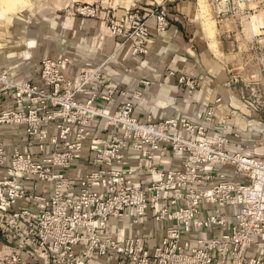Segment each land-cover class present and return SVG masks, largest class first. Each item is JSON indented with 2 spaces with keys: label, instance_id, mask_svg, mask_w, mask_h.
<instances>
[{
  "label": "built area",
  "instance_id": "1",
  "mask_svg": "<svg viewBox=\"0 0 264 264\" xmlns=\"http://www.w3.org/2000/svg\"><path fill=\"white\" fill-rule=\"evenodd\" d=\"M211 2L222 32L233 35L240 49L249 44L260 58L263 73L264 0ZM101 9L99 4L75 6L78 14L96 18ZM150 17L155 18L158 32L171 25L166 2L159 3L150 16L139 8L121 15L113 8L105 12L112 35L136 55L148 51ZM68 61L63 56L42 60L39 81L0 72V167H6L0 172V230L10 234L25 223L20 242L6 260L20 264L25 253L46 264L54 260L96 264L95 260L103 259L109 264H264L262 256L246 253L264 243V132L261 154L231 147L229 136L220 129H229L232 113L215 120L222 96L207 108L202 122L185 116L160 120L138 116L132 98L115 110L96 104L95 97L81 101L77 92L87 81L81 78L80 85H74L65 72ZM167 75L177 76L181 85L193 90L203 83L189 73ZM231 81L236 84L232 77ZM246 88L248 94L240 90L241 99L264 118V77L253 76ZM116 90L113 85L103 99L111 100ZM96 120L111 128L109 139L95 135ZM15 124L26 128L29 145L24 148L9 145L2 137L4 126ZM86 141L94 152L95 168L75 180L67 170ZM33 142L37 151L30 149ZM129 150L143 153L134 167L126 166ZM164 151L181 155L179 169L160 166L158 154ZM140 171L150 175L147 185L135 182ZM36 181L51 183L52 191L30 192L26 183ZM19 202L26 206L15 209ZM203 204L214 207L204 215ZM150 212L156 220L169 222L161 243L153 249L141 236L120 239L109 229L111 218L132 213L134 221L140 222ZM230 214L236 220L233 225ZM203 229L220 233L198 241L188 237ZM78 248L81 257L67 261V254L74 255Z\"/></svg>",
  "mask_w": 264,
  "mask_h": 264
},
{
  "label": "crops",
  "instance_id": "2",
  "mask_svg": "<svg viewBox=\"0 0 264 264\" xmlns=\"http://www.w3.org/2000/svg\"><path fill=\"white\" fill-rule=\"evenodd\" d=\"M166 2L170 27L164 32L155 28V18H149L152 35L146 54H133L128 44L121 45V39L112 35L106 26V9L113 8L116 15L123 14L128 9L139 8L150 16L151 11L159 3ZM89 4L101 6L98 17L82 16L75 11V6ZM198 3L196 0H43L32 2V10H36L28 18L27 24H38L41 32L34 36L25 37L26 47L18 56H11L6 64H0V72L7 71L17 79H34L39 81L38 73L41 62L45 58L63 56L68 58L66 74L77 87L82 75L96 72L103 74L110 82H101L98 76H93L77 93V98L87 101L95 97L98 105L115 110L119 105L133 99L136 114L141 117L152 116L160 120L165 116H185L194 121L202 122L207 108L217 97H223V103L216 113L215 120L221 121L225 114H231L229 129L225 132L231 147L251 154H261L260 137L264 132V118L257 109L241 99L237 84L231 81L226 64L221 58L214 59L204 43L197 19ZM1 16V15H0ZM207 36L209 32L205 28ZM225 56V52L222 53ZM176 74L194 72L202 78V85L197 89H190L178 82L177 76L167 78L169 72ZM257 71V65L252 68ZM148 81L149 83H144ZM118 85V92L111 100H105L102 94L114 85ZM124 90L126 94H122ZM140 92L137 95L135 92ZM51 131L55 130L50 127ZM111 128L105 127L101 120L94 122L95 135L103 140L109 139ZM235 133H238L236 135ZM3 139L9 144L24 148L29 145L26 128L23 125H6L3 128ZM32 151H37V144H30ZM142 152L127 151L126 166L134 167ZM94 152L90 142L78 152V157L67 174L79 180L86 173L92 171ZM158 163L166 169H179L181 155L171 151L158 154ZM0 167V172L5 171ZM139 185H147L150 175L146 171L137 172L134 176ZM30 192L48 194L52 191L51 183L36 181L26 183ZM25 203L19 202L15 209L24 208ZM214 206L203 204V214H207ZM229 223H235L233 214L229 215ZM169 222L158 221L152 212L134 221L130 213L123 218H111L110 231L120 239L141 236L147 247L155 248L161 243ZM25 223L21 222L18 230L4 234L0 230V264L6 262V256L13 252L21 240ZM219 231L203 229L188 235L194 241L209 239L218 235ZM248 256H262L264 258V243L255 245L247 250ZM22 264H35L28 258ZM97 264H109L106 259L98 260ZM121 264H133L122 261Z\"/></svg>",
  "mask_w": 264,
  "mask_h": 264
},
{
  "label": "rangeland",
  "instance_id": "3",
  "mask_svg": "<svg viewBox=\"0 0 264 264\" xmlns=\"http://www.w3.org/2000/svg\"><path fill=\"white\" fill-rule=\"evenodd\" d=\"M35 1L40 3L43 0H0V64H6L11 56H18V54L25 50L26 36L30 35L31 37L36 33L41 32L42 27L40 25L27 24L28 18L31 17L36 11L32 10V7L30 6V4ZM196 2L198 3V11L196 14L199 22V28L201 30L200 34L204 43L209 49V54L212 58H221L226 64H228V68L231 71L230 76L238 85L239 90L243 88L246 90V94H248L246 84L252 79V77H264V72L261 73L259 68L260 58L255 54L254 51L249 49L251 47L249 44L241 46L240 49L238 45L239 41H237L233 35L222 32L223 25L218 23L214 15L211 0H196ZM205 28H207L210 38L207 36ZM262 44L264 45V42ZM223 52L226 54L222 57ZM255 65H257L256 72L252 71V68H254ZM99 73L100 72H96L89 76L82 75L81 78L83 80L86 79V81H89L94 75L98 76ZM189 74L202 79L194 72H190ZM81 78L80 83L82 80ZM98 78L100 81L103 80V83L105 84L107 82L108 84L110 83L108 79L103 76V74H100ZM114 85L117 86L116 92H118V85ZM105 95L106 93L102 94L101 97L103 98ZM81 255V248H78L75 250L74 255L69 252L67 254L66 260L73 261V259L80 258ZM23 257L24 261L30 257L35 261V264H46L43 260L33 258L32 256L25 253L23 254ZM97 261L98 260H95L96 264ZM6 262L8 261L6 260ZM49 264L68 263H62L59 260H54Z\"/></svg>",
  "mask_w": 264,
  "mask_h": 264
}]
</instances>
